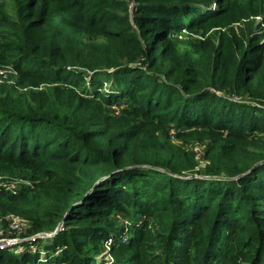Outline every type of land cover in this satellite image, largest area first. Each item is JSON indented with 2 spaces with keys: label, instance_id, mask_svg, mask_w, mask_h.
<instances>
[{
  "label": "trees",
  "instance_id": "16d2710c",
  "mask_svg": "<svg viewBox=\"0 0 264 264\" xmlns=\"http://www.w3.org/2000/svg\"><path fill=\"white\" fill-rule=\"evenodd\" d=\"M8 66L0 264H264V0H0Z\"/></svg>",
  "mask_w": 264,
  "mask_h": 264
},
{
  "label": "rangeland",
  "instance_id": "374dc122",
  "mask_svg": "<svg viewBox=\"0 0 264 264\" xmlns=\"http://www.w3.org/2000/svg\"><path fill=\"white\" fill-rule=\"evenodd\" d=\"M216 29L217 28H212L211 30H209L208 33H212ZM192 36L198 37L199 35L197 33H195ZM4 68H6V67H4ZM2 69H0L2 71V73H0V75L3 74L2 76H0V83L16 82L17 74L14 71H10V70L5 71ZM1 80H3V81L1 82ZM124 106H127V103L123 99V100H120L119 103L113 104L111 106V108H113L115 110V112H119L122 109V107H124ZM192 147H193L194 152H195V158L198 160V162L202 163L203 153L205 150V144H202L200 142H193ZM32 185H33V182H31L29 177L26 174H24L23 172L16 174V176L15 175L14 176H8V175H1L0 176V188H4V189L10 191L11 193H16L17 191H19L24 186H32ZM6 220H7V223H3V221H1V219H0V221L2 222V223H0V240L11 239V238H16V237L25 238L23 236L26 235V232H28V229H29L28 228L29 223L27 221L24 222V220H20L18 218H14L12 216H10V219L7 217ZM49 234H50L49 236L52 235L51 233H49ZM48 239H49V237H48ZM42 246H44V245L42 244ZM23 251H24V247H22V245H20V247H16V252L18 254H21ZM107 258H109V257L107 256Z\"/></svg>",
  "mask_w": 264,
  "mask_h": 264
},
{
  "label": "built area",
  "instance_id": "2783aa9c",
  "mask_svg": "<svg viewBox=\"0 0 264 264\" xmlns=\"http://www.w3.org/2000/svg\"><path fill=\"white\" fill-rule=\"evenodd\" d=\"M2 70H5V71H14L11 67H6V68H3ZM1 71V70H0ZM15 72V71H14ZM2 73V71L0 72ZM16 73V72H15ZM3 74H1L0 76H2ZM3 80H1L2 82ZM10 216L14 217V218H18L20 220H24L23 218H20L19 216H16V215H8L6 216V218L8 217L10 219ZM24 222H26L24 220ZM50 234L49 233H42L40 234V237H43V236H49ZM28 237H25V238H22V237H16V238H11V239H3V240H0V248H7V247H16L17 245H19V243L23 240H26ZM3 241V242H2ZM20 247V246H18Z\"/></svg>",
  "mask_w": 264,
  "mask_h": 264
}]
</instances>
